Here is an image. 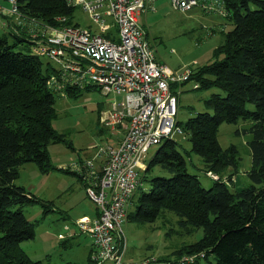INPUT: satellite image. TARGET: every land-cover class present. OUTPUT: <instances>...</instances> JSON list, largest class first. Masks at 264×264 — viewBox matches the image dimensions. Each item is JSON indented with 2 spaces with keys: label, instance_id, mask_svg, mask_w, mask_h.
Returning <instances> with one entry per match:
<instances>
[{
  "label": "trees",
  "instance_id": "obj_1",
  "mask_svg": "<svg viewBox=\"0 0 264 264\" xmlns=\"http://www.w3.org/2000/svg\"><path fill=\"white\" fill-rule=\"evenodd\" d=\"M220 2L232 28L223 33V42L214 49L211 60L187 81L196 82L197 89L222 93L203 100L205 111L177 123L180 134L190 142L189 152L200 158L201 169L216 174L219 180L205 189L197 176L187 172L180 145L173 139L164 140L144 170L146 191L139 179L134 211L127 219L152 223L170 212L178 218L184 235L193 236L201 230L199 240L182 244L172 253L175 258L203 252L204 259L194 264H264V0ZM15 3L19 18L37 30L73 25L75 8L65 0ZM62 17L66 22H58ZM9 32L0 31V264H49L31 260L20 247L34 238L38 224L29 221L22 209L38 204L45 215L53 203L15 185L14 180L26 163H34L42 173L54 169L47 147L67 144L65 135L52 126L57 118L54 92L64 90L76 96L79 88L63 85L60 70L48 61L43 64L32 52L31 35L26 37L14 27ZM23 42L27 43L25 51H15ZM175 88L173 84V92ZM248 104L254 106L253 111L247 109ZM239 120L251 124V166L246 172L250 183L231 191L228 186L239 168L237 150L233 145L222 148L217 132L220 124ZM155 167L169 177L148 178ZM228 170L232 174L224 182L221 178Z\"/></svg>",
  "mask_w": 264,
  "mask_h": 264
},
{
  "label": "rangeland",
  "instance_id": "obj_2",
  "mask_svg": "<svg viewBox=\"0 0 264 264\" xmlns=\"http://www.w3.org/2000/svg\"><path fill=\"white\" fill-rule=\"evenodd\" d=\"M0 4L10 8L6 0H0ZM221 8L223 9V6ZM141 15L139 23L147 33V41L156 61L177 71L187 68L195 71L208 63L214 49L223 42V33L232 28L226 16L214 11L208 12L202 8V4L182 12L173 9L168 0H156L155 11H145ZM72 22L82 28H94L92 20L81 7L75 8ZM112 22L111 19L108 20V23ZM2 24L3 18L0 14V31L9 34L10 30ZM25 46L26 42L19 43L15 51H25ZM41 60L43 64L47 62L45 58ZM193 84L194 81H187L174 90L178 100L176 123H185L196 113L205 111L203 100L211 94L222 93L218 89H196ZM54 95L57 118L52 126L56 132L65 135L67 144H49L47 151L54 169L48 172H40L34 163H26L19 168L14 184L24 186L27 190L31 189L37 197L53 203L51 210L45 215L38 204H31L22 209L28 220L38 221V224L34 238L23 241L20 247L33 261L49 264H86L90 238L75 229L73 220L83 210L96 209L86 194L85 183L79 181L75 167L80 162L92 160L93 170H97L103 159L95 157L100 146L114 143L109 132L96 122L100 109L110 102L112 97L104 95L98 87H81L76 96H69L64 90L55 91ZM247 109L253 111L254 106L248 104ZM250 125L249 122L239 120L236 124L222 123L218 127L219 145L222 148L233 145L237 150L239 168L235 173V184L228 186L231 191L244 188L250 183L246 176L251 166ZM100 128L104 130L102 137L98 135ZM173 140L180 145L187 172L197 176L205 189L210 188L213 180L201 169L200 158L189 152L191 145L185 135L177 133ZM157 148L158 146H153L148 151L144 159L146 165L153 158ZM139 175L140 187L146 191L147 183L142 180L144 172ZM157 176L169 177L166 172L155 167L148 178ZM138 194L139 191L136 190L128 205V214L134 211ZM177 219L170 212H165L152 223L138 224L127 219L121 226L126 239L125 260L158 258L163 261L165 257L168 261L173 260L176 256L172 253L182 244H191L201 238V230L193 236L184 235ZM68 226L69 230L66 231ZM69 233H75L74 237L62 240V235L67 236ZM68 241L70 244L63 246V242ZM209 261L213 262V259L209 257Z\"/></svg>",
  "mask_w": 264,
  "mask_h": 264
},
{
  "label": "built area",
  "instance_id": "obj_3",
  "mask_svg": "<svg viewBox=\"0 0 264 264\" xmlns=\"http://www.w3.org/2000/svg\"><path fill=\"white\" fill-rule=\"evenodd\" d=\"M178 11L202 4L208 12L226 15L220 0H168ZM156 0H66L70 7H81L94 28L77 24L44 26L34 40L33 53L54 63L64 85L95 86L111 95L110 106L100 124L107 131L121 130V138L100 146L96 157H103L98 171L85 161L86 194L95 204L97 216L76 222L80 233L91 240L90 264H194L203 252L184 254L173 260L144 258L126 261V239L122 224L127 208L146 169L144 159L153 146L181 133L175 122L177 94L171 89L186 82L193 70H172L156 61L139 23L145 11H155ZM9 14H16L15 0H9ZM111 19L113 22L108 23ZM61 22L65 18L60 19ZM115 28L113 31L112 29ZM194 88L198 84L194 82ZM212 180L219 177L212 172Z\"/></svg>",
  "mask_w": 264,
  "mask_h": 264
},
{
  "label": "crops",
  "instance_id": "obj_4",
  "mask_svg": "<svg viewBox=\"0 0 264 264\" xmlns=\"http://www.w3.org/2000/svg\"><path fill=\"white\" fill-rule=\"evenodd\" d=\"M0 6H1V8L4 10L3 11V14H7L8 13V9L9 8H7V7H4V6H2L1 4H0ZM1 13V12H0ZM2 16V18H3V26H6L9 30H11L12 31V28L14 27L16 30H18V31H20V33H23L24 34V36L26 35V37H30V35L32 36L33 34H32V31L31 30H36V27L32 24V23H30V22H28V21H25V20H23L22 18H17V17H10L8 14L7 15H5V16H7V17H3V15H1ZM142 16V15H141ZM140 16V17H141ZM17 24L19 25V28H16V27H18L17 26ZM194 71V70H193ZM182 85V84H181ZM177 87V86H176ZM112 97V96H111ZM109 106H110V102H108V103H106L103 107H102V109H100V112H99V114H98V118H97V124L98 123H100V118L101 117H105L106 116V114H107V111H108V109H109ZM101 115V116H100ZM99 125V124H98ZM109 132V135H110V137H112L113 138V142L114 143H116L120 138H121V135H122V133H120L121 132V130H117V129H112V130H109L108 131ZM98 135H99V137H102L103 135H104V130H102L101 128H100V130H99V132H98ZM84 171H82V173H83ZM230 174H232V172H230L229 170L226 172V173H224V178L223 179H226V178H228L227 176H229ZM78 175V179H79V181L80 182H83L84 183V181H83V179H82V174L81 173H79V174H77ZM236 181V179H235V175L234 176H232V178H231V182L230 183H232V184H235L234 182ZM82 184V183H81ZM231 185V184H230ZM21 187H24V186H21ZM25 188V187H24ZM26 189V188H25ZM27 190V189H26ZM31 189H29V190H27V191H29V192H31L30 191ZM51 202V201H50ZM63 213H64V216L66 217L67 215H66V213H65V211H63ZM96 216V210H83V211H81L75 218H74V220H73V226H75V221L76 220H79V219H81V218H83V217H87V218H89V219H91V218H94ZM30 221V220H29ZM75 229H76V227H75ZM69 230V226L66 228V231H68ZM74 235H75V233H69V235H67V236H65V235H62V240H67V238H72V237H74ZM70 243H69V241H68V243H67V245L66 246H68ZM90 244H91V242H90V240H89V250H88V253H87V258H86V260L88 259V255H89V251H90Z\"/></svg>",
  "mask_w": 264,
  "mask_h": 264
},
{
  "label": "bare ground",
  "instance_id": "obj_5",
  "mask_svg": "<svg viewBox=\"0 0 264 264\" xmlns=\"http://www.w3.org/2000/svg\"><path fill=\"white\" fill-rule=\"evenodd\" d=\"M66 1V0H65ZM8 2H9V0H8ZM10 4V3H9ZM68 5V4H67ZM69 6V5H68ZM10 8H11V5H10ZM10 8L7 10V11H9L10 10ZM74 8V7H73ZM3 9L1 8V6H0V14L2 15L3 14ZM18 12V11H17ZM9 16H15L16 15V17L17 18H19V16H18V14L16 13V14H9V13H7ZM7 14H4V15H7ZM62 18H64V17H62ZM62 18H59L58 19V22H61L60 21V19H62ZM63 22H66V18H65V21H63ZM63 26H68V25H63ZM60 27H62V26H60ZM32 31V40H33V42H34V40H36V39H39L40 38V34H41V32L43 31V28H41V29H39V30H31ZM34 45H35V43L33 44V47H34ZM33 47H32V52H33ZM37 56V55H36ZM39 57V56H38ZM40 58H44V57H40ZM46 59V58H45ZM48 62H50V63H52L51 61H49L48 59H46ZM52 65L56 68V69H58V67L54 64V63H52ZM59 70V69H58ZM75 87V86H74ZM85 87H95V86H85ZM77 88H81V87H77ZM96 157V156H95ZM92 159H93V157H92ZM91 162H92V160H90ZM100 166H101V164H100ZM100 166H99V168H97V170H95V171H98L99 169H100ZM75 169H76V173H81L82 174V179H83V181H84V183H85V189H86V185H87V177H86V174H87V172H88V169H86L85 167H84V163L83 162H80V163H78L77 165H76V167H75ZM94 169V168H93ZM82 171H84L83 173H82ZM95 205V204H94ZM95 209H96V206H95ZM96 216H97V209H96ZM95 216V217H96ZM94 217V218H95ZM84 218V217H83ZM91 219H93V218H91ZM127 220V217L125 218V220H124V222ZM78 221V220H77ZM76 221V222H77ZM76 222H75V227H76ZM123 222V223H124ZM76 229H77V227H76ZM77 231H78V229H77ZM79 232V231H78ZM80 233V232H79ZM90 242H91V240H90ZM91 250H92V248H91V244H90V251H89V254H90V252H91ZM88 262H89V255H88ZM90 264V263H89Z\"/></svg>",
  "mask_w": 264,
  "mask_h": 264
},
{
  "label": "clouds",
  "instance_id": "obj_6",
  "mask_svg": "<svg viewBox=\"0 0 264 264\" xmlns=\"http://www.w3.org/2000/svg\"><path fill=\"white\" fill-rule=\"evenodd\" d=\"M197 89V88H196ZM216 175V174H215ZM223 180H225V179H223ZM224 182H226V180L224 181Z\"/></svg>",
  "mask_w": 264,
  "mask_h": 264
}]
</instances>
